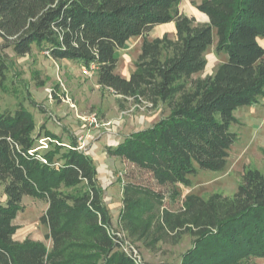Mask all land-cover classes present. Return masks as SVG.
<instances>
[{
    "label": "trees",
    "instance_id": "16d2710c",
    "mask_svg": "<svg viewBox=\"0 0 264 264\" xmlns=\"http://www.w3.org/2000/svg\"><path fill=\"white\" fill-rule=\"evenodd\" d=\"M182 0H0V36L17 55L33 47L54 60L93 67L97 84L123 99L163 106L150 126L131 132L106 153L148 175H125L117 226L103 199L93 159L44 126L22 105L0 111V264H146L122 249L154 251L158 243L191 245L179 264H255L264 257V172L247 168L231 197L177 195L199 169L222 170L236 141L234 110L264 98V0H201L200 23ZM174 23V35L148 38ZM141 37L128 79L116 72L119 50ZM224 55L201 76L206 51ZM7 64L0 52V81ZM45 138L47 148L40 147ZM33 150V151H31ZM46 160V163L42 161ZM57 164V165H56ZM42 199L44 242L15 240L23 197ZM180 197V199H179ZM179 202L172 207L174 201ZM140 255V251H138Z\"/></svg>",
    "mask_w": 264,
    "mask_h": 264
},
{
    "label": "rangeland",
    "instance_id": "374dc122",
    "mask_svg": "<svg viewBox=\"0 0 264 264\" xmlns=\"http://www.w3.org/2000/svg\"><path fill=\"white\" fill-rule=\"evenodd\" d=\"M182 6L186 7L187 2ZM164 33L173 37L174 28L169 25L154 28L147 36L152 39ZM141 41V37L132 38L118 51L117 73L133 68ZM259 41L262 43L263 39L259 38ZM215 43L216 38L206 51V66L201 76L212 74L215 66L225 58L216 53ZM9 44L10 40L0 36V52L7 64L5 77L0 81V111L14 110L22 105L35 119V134L44 126L66 142L75 139L76 149L93 159L103 199L110 207L111 217L115 219L113 226L116 227L125 175L145 183L148 175L109 156L105 148L116 146L131 132L150 126L167 110L163 106L153 107L145 102L123 99L100 87L93 67L86 69L74 62L54 60L35 46L30 53L20 56ZM252 105L256 109L252 113H247L248 106L234 110L237 122L231 124L230 131L236 133L237 138L228 150L225 167L222 170L199 169L196 174L188 176L189 185L174 186L177 195L182 197L193 193L205 198L219 193L231 197L245 169L264 172V98ZM90 115L97 118L96 123H90ZM2 196L0 187V200ZM45 203L42 199L23 197L25 211L17 214L14 221L18 226L17 238H22L28 228L32 229L28 236L43 234L44 228L37 218ZM178 205L175 200L172 207ZM190 245L191 238L184 235L177 243H158L154 251L142 247L138 251L146 264H179L181 254ZM253 262L264 264V257L253 258Z\"/></svg>",
    "mask_w": 264,
    "mask_h": 264
},
{
    "label": "crops",
    "instance_id": "0c3cea01",
    "mask_svg": "<svg viewBox=\"0 0 264 264\" xmlns=\"http://www.w3.org/2000/svg\"><path fill=\"white\" fill-rule=\"evenodd\" d=\"M200 1H201V0H200ZM200 1H197V0H182V1H181V4H180V11L183 12V13H185V14H187V15H189V16H193V17L196 19V21H198V22H200V23H207V22H208V17H207V15L204 14L203 12L199 11V10L196 8V5H195L196 3H199ZM183 2H187V6H186V7H183V6H182V5H183ZM167 25H169L170 28H175L173 22H169V23H166V24L157 25V26H155L154 28H163V27H165V26H167ZM154 28H153V29H154ZM153 29H152V30H153ZM152 30H151V31H152ZM151 31H150V32H151ZM174 32H175V30H174ZM155 37H158V36H155ZM258 41H259V39H258ZM259 43H260V41H259ZM260 45L264 46V39H263V42L260 43ZM121 50H122V49H121ZM119 51H120V50H119ZM138 53H139V48H138L136 54L138 55ZM117 63H118V62H117ZM132 69H133V68H132ZM132 69H131L130 71H128V72H124V73H120V74L118 73V74H119L121 77L128 79L129 76H130V73H131ZM116 70H117V67H116ZM116 72H117V71H116ZM248 108H249V110L247 111V113H248V112H249V113H252V111H255V110H256L255 108H253V105H249ZM98 178H99V176H98ZM4 199H5V196H4V194H3V196H2V198H1V200H0V202H3ZM46 207H47V204L45 203V208L41 211V213L39 214V216H38V218H37L38 221H39V217H40L41 214L45 211ZM108 208H110L109 205H108ZM24 211H25V207H24L23 211L19 212L18 214L23 213ZM114 220H115V219L112 218V221H113V222H114ZM116 220H117V219H116ZM14 221H15V220H14ZM42 226H43V228H44V232H43V234L35 235L34 237H33V236H28V233L32 231L31 228H28V229L26 230V233H24V235H23L22 238H17V236H16V235H17V234H16L17 230H16L15 234L13 235V238H14L15 240H18V241H22V240H24L25 238H30V239H32V240H34V241H41V242H44V243L46 244L47 247H50V246H51V240H50V239H47V240H46V239L44 238V235H45V233L47 232V229H46V227H45L43 224H42Z\"/></svg>",
    "mask_w": 264,
    "mask_h": 264
},
{
    "label": "built area",
    "instance_id": "2783aa9c",
    "mask_svg": "<svg viewBox=\"0 0 264 264\" xmlns=\"http://www.w3.org/2000/svg\"><path fill=\"white\" fill-rule=\"evenodd\" d=\"M96 120L97 118L94 115L89 116L90 123H96L97 122ZM263 120H264V114H263ZM46 141L47 140L45 138H41L39 142L40 143L39 148H46L47 147ZM42 161L46 163L45 159H42ZM122 249L127 253L129 257L133 258L136 263H141V258L137 249L133 245H131L128 241H124V243L122 244Z\"/></svg>",
    "mask_w": 264,
    "mask_h": 264
}]
</instances>
